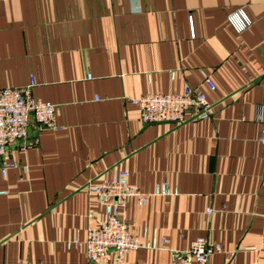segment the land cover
<instances>
[{"label": "crops", "instance_id": "crops-1", "mask_svg": "<svg viewBox=\"0 0 264 264\" xmlns=\"http://www.w3.org/2000/svg\"><path fill=\"white\" fill-rule=\"evenodd\" d=\"M238 9L242 33L227 23ZM32 79L59 130L32 122L9 148L20 167L0 172V264H89L88 230L106 215L86 186L114 170L145 194L177 191L129 199L131 232L159 249L124 264H173L200 238L221 245L205 264H264V0H0V89ZM187 86L209 118L140 120L131 100Z\"/></svg>", "mask_w": 264, "mask_h": 264}, {"label": "built area", "instance_id": "built-area-1", "mask_svg": "<svg viewBox=\"0 0 264 264\" xmlns=\"http://www.w3.org/2000/svg\"><path fill=\"white\" fill-rule=\"evenodd\" d=\"M227 23L235 32L242 33L250 27L251 20L243 9H238L228 14ZM201 75L203 82L214 89L209 75L205 72H201ZM174 76L172 73L173 78ZM34 86L32 79L27 87L0 89V172L3 177H7L10 169L20 167L16 161L9 160V148L26 141L32 122L39 131L59 130L56 106L35 98L32 94ZM131 101L139 107L140 120L144 124L169 122L177 126L188 120L187 116L192 110L195 117L202 120L209 118L211 111L205 95L190 86L182 93L147 94ZM257 120L261 125L259 142L264 145V120L261 114L257 116ZM86 191L97 199L106 215L103 222L88 230L85 246L89 264H124L127 256L133 252L159 249L156 240L145 242L133 234L121 212L131 198L138 199L140 208H143L151 197L175 196L177 191L162 184L152 194H145L130 182V174L126 170H114L112 179L102 177L99 183L90 182ZM75 244L76 242L67 245L71 248ZM220 251L221 245H211L200 238L192 243L188 251L175 252L173 264H205L210 256Z\"/></svg>", "mask_w": 264, "mask_h": 264}, {"label": "water", "instance_id": "water-1", "mask_svg": "<svg viewBox=\"0 0 264 264\" xmlns=\"http://www.w3.org/2000/svg\"><path fill=\"white\" fill-rule=\"evenodd\" d=\"M32 135V129L31 128H28V137L30 138ZM18 145V144H17Z\"/></svg>", "mask_w": 264, "mask_h": 264}]
</instances>
